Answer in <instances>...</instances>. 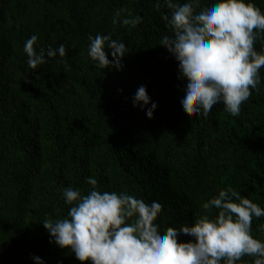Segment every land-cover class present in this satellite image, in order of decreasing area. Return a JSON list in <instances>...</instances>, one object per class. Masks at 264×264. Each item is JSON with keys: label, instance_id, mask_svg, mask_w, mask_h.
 <instances>
[{"label": "trees", "instance_id": "obj_1", "mask_svg": "<svg viewBox=\"0 0 264 264\" xmlns=\"http://www.w3.org/2000/svg\"><path fill=\"white\" fill-rule=\"evenodd\" d=\"M186 3L187 0H174ZM210 0H200L197 12ZM248 2V0H246ZM264 12V0H251ZM156 0H0V264H91L50 242L45 219H64L71 205L64 189L87 195L124 192L163 205L160 230L192 225L210 212L202 204L233 188L264 208V67L253 90L232 116L222 102L205 118L183 109L187 80L178 61L160 45L173 30ZM142 17L135 27L113 23L115 12ZM111 34L127 47L122 70L100 69L88 55L89 36ZM66 55L32 70L25 42ZM255 42L264 50V33ZM113 60L111 50L106 49ZM156 108L153 118L134 107L137 89ZM122 90V91H121ZM147 107H151L149 104ZM251 235L264 241V217ZM194 238L181 234L178 242ZM244 256L237 264H253Z\"/></svg>", "mask_w": 264, "mask_h": 264}, {"label": "clouds", "instance_id": "obj_2", "mask_svg": "<svg viewBox=\"0 0 264 264\" xmlns=\"http://www.w3.org/2000/svg\"><path fill=\"white\" fill-rule=\"evenodd\" d=\"M171 15H163L173 30L160 41L178 61V78L187 80L183 109L191 116L207 117L213 106L222 102L225 111L234 117L241 114V105L252 91H259L260 69L264 67V50L258 52L255 42L264 33V12L251 0H210L199 12L200 0L180 4L174 0H156ZM115 12L113 23L135 27L142 17L128 12L127 17ZM88 55L100 69L122 70V58L128 53L125 43L112 39L111 34L89 36ZM38 36L32 35L24 45L27 64L36 70L47 58L66 55L61 44L39 52L34 47ZM106 49L111 50L113 60ZM122 91V90H121ZM133 106L146 110L153 118L158 105L151 101L146 86L141 85L132 98ZM151 104V107H147ZM92 190L82 195L71 187L64 189L65 202L71 205L68 216L42 223L51 240L60 248L70 249L81 261L91 264H237L244 256L254 258L253 264H264V241L251 235L253 217H264V208L233 188L221 190L218 196L202 204L215 218L205 214L192 225L168 226L160 230L155 223L163 205L146 203L124 192L100 191L98 181L86 177ZM186 234L194 239L178 242ZM36 264H45L33 256Z\"/></svg>", "mask_w": 264, "mask_h": 264}]
</instances>
